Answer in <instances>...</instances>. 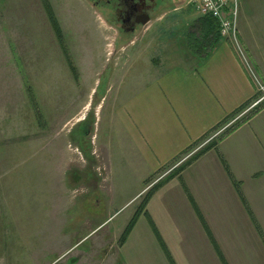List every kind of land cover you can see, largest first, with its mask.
<instances>
[{
  "label": "rangeland",
  "instance_id": "rangeland-1",
  "mask_svg": "<svg viewBox=\"0 0 264 264\" xmlns=\"http://www.w3.org/2000/svg\"><path fill=\"white\" fill-rule=\"evenodd\" d=\"M48 1L63 39L43 0H0V264H130L120 238L146 193L218 131L143 183L141 168L118 148L116 105L144 85L154 55L167 65L184 51L195 55L190 31L203 15L195 0H157L151 22L127 34L96 0Z\"/></svg>",
  "mask_w": 264,
  "mask_h": 264
},
{
  "label": "crops",
  "instance_id": "crops-1",
  "mask_svg": "<svg viewBox=\"0 0 264 264\" xmlns=\"http://www.w3.org/2000/svg\"><path fill=\"white\" fill-rule=\"evenodd\" d=\"M171 18L157 20L172 23ZM219 37L207 56L203 47L195 55L184 51L167 65L154 55L144 85L116 105L118 148L141 168L143 183L236 120L217 136L215 147L155 191L122 246L130 264L144 258L142 264H154L156 255L159 264H264L258 230L264 233V104L235 118L257 93L248 64L264 81V0L239 2L238 40L245 58L231 40ZM143 53L135 51L138 57ZM105 160L108 179L110 150ZM144 193L145 186L134 198Z\"/></svg>",
  "mask_w": 264,
  "mask_h": 264
},
{
  "label": "trees",
  "instance_id": "trees-1",
  "mask_svg": "<svg viewBox=\"0 0 264 264\" xmlns=\"http://www.w3.org/2000/svg\"><path fill=\"white\" fill-rule=\"evenodd\" d=\"M45 7L50 15L51 21L53 22L54 26H55V31L57 33V35L63 39L62 37V32L61 29L58 26V22L57 19L55 18V15L51 9V6L49 4L48 0H43ZM204 17V18H203ZM202 19L200 20L203 23V28H197V31H190L191 33H193V38H196L198 40V47L199 48H204L206 45L205 43H210V47L214 44H216L219 40V33H220V28H219V23L216 21V19L214 17H212L211 15H205L203 16ZM194 24V23H193ZM192 24V26H193ZM192 26H190V29H192ZM194 28V27H193ZM208 31V37H204L205 36V31ZM210 38V39H209ZM206 41V42H205ZM208 51L205 53L206 56L208 55ZM73 68V67H72ZM31 99L34 101V98L31 94ZM35 103V102H34ZM259 109H255L253 111V114L258 112ZM246 120V119H245ZM241 122L237 123L240 124ZM215 147V143H210L209 145H207L205 148L202 149V151L198 152V154H195L192 158V160H190L189 162H186L182 165H180L175 171L169 173L165 178L161 179L160 181H158L157 183H155L146 193L145 197L143 198L142 204L140 205V207L138 208L137 212L135 213V215L132 217L131 221L129 222L128 226L126 227L123 235L120 238V244H124L129 235L131 234L135 224L137 223L138 219L140 218L142 212L144 211L143 208L145 209L149 200L151 199V197L153 196V194L155 193V191H157L164 183H166L167 181L171 180L173 177H175L176 175L180 174L184 168L190 164L193 160H195L196 158H198L200 155H202L203 153L207 152L208 150H210L211 148ZM226 165V162H224ZM227 170L229 171L228 166L226 165ZM230 173V171H229ZM234 183L237 187H240V183L236 180H234Z\"/></svg>",
  "mask_w": 264,
  "mask_h": 264
},
{
  "label": "built area",
  "instance_id": "built-area-1",
  "mask_svg": "<svg viewBox=\"0 0 264 264\" xmlns=\"http://www.w3.org/2000/svg\"><path fill=\"white\" fill-rule=\"evenodd\" d=\"M198 11L202 15H211L219 23L221 36L231 40L241 55L245 58L242 47L238 40V20H239V1L238 0H195ZM245 61H247L245 59ZM248 62V61H247ZM249 63V62H248ZM249 71L255 81L257 90L263 94L251 105L250 109L264 102V83L252 69L250 64ZM248 109V110H250ZM247 110V111H248ZM245 111L244 113H246ZM243 113V114H244Z\"/></svg>",
  "mask_w": 264,
  "mask_h": 264
},
{
  "label": "flooded vegetation",
  "instance_id": "flooded-vegetation-1",
  "mask_svg": "<svg viewBox=\"0 0 264 264\" xmlns=\"http://www.w3.org/2000/svg\"><path fill=\"white\" fill-rule=\"evenodd\" d=\"M110 11V20L119 24L121 31L127 34L137 32L145 25L141 21L158 8L157 0H96Z\"/></svg>",
  "mask_w": 264,
  "mask_h": 264
},
{
  "label": "water",
  "instance_id": "water-1",
  "mask_svg": "<svg viewBox=\"0 0 264 264\" xmlns=\"http://www.w3.org/2000/svg\"><path fill=\"white\" fill-rule=\"evenodd\" d=\"M151 20V17L148 15L146 18H144L142 21H141V24L142 25H146L147 23H149Z\"/></svg>",
  "mask_w": 264,
  "mask_h": 264
}]
</instances>
